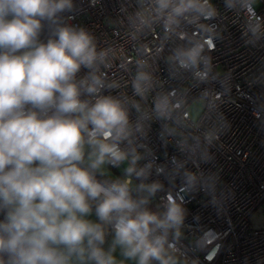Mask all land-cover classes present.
I'll use <instances>...</instances> for the list:
<instances>
[{
  "label": "clouds",
  "instance_id": "obj_1",
  "mask_svg": "<svg viewBox=\"0 0 264 264\" xmlns=\"http://www.w3.org/2000/svg\"><path fill=\"white\" fill-rule=\"evenodd\" d=\"M255 3L223 0V8L248 16L255 35L264 27ZM140 4V25L160 24L183 41L167 58L174 74L214 80L208 53L221 13L213 0ZM75 9L74 0H0V264H179L184 200L151 205L165 184L178 180L191 192L202 178L186 160L158 164L142 140L147 121L169 119L180 102H171L173 90L153 98L151 115L142 109L154 87L144 60L136 61L132 98L112 95L119 85L102 68L113 52L65 22ZM177 146L187 159L204 155L198 141Z\"/></svg>",
  "mask_w": 264,
  "mask_h": 264
},
{
  "label": "built area",
  "instance_id": "obj_2",
  "mask_svg": "<svg viewBox=\"0 0 264 264\" xmlns=\"http://www.w3.org/2000/svg\"><path fill=\"white\" fill-rule=\"evenodd\" d=\"M143 2L146 6L149 0ZM213 2L221 13L214 22L219 39L208 53L216 78L206 85L190 73L174 74L167 58L183 41L175 33L166 35L160 24L140 25V0H74L75 12L66 15L65 22L86 28L98 48L112 50L109 66L102 68L108 80L119 85L112 95L132 98L138 60L146 62L153 77L154 87L141 101L145 112L151 115L157 94L175 90L171 102L180 106L167 120L152 116L142 143L158 164L170 169L174 157L186 160L202 178V186L191 192L178 180L165 184V192L151 205L155 209L168 196L184 200L187 216L177 243L179 264H264V27L254 35L248 31V16L226 12L223 0ZM254 8L264 18V0H256ZM192 30L186 29L189 35ZM193 103L201 105L197 119L189 110ZM180 140L198 141L204 155L198 152L187 159L178 149ZM112 170L121 175L120 169ZM208 229L212 231L204 237ZM198 240L200 248L195 247ZM211 253L212 260H207Z\"/></svg>",
  "mask_w": 264,
  "mask_h": 264
},
{
  "label": "rangeland",
  "instance_id": "obj_3",
  "mask_svg": "<svg viewBox=\"0 0 264 264\" xmlns=\"http://www.w3.org/2000/svg\"><path fill=\"white\" fill-rule=\"evenodd\" d=\"M190 113H191V116L193 119H197V117L200 115L201 113V105L198 104V103H193L191 106H190ZM111 173H112V176L115 177L116 174L114 172V170H110Z\"/></svg>",
  "mask_w": 264,
  "mask_h": 264
}]
</instances>
